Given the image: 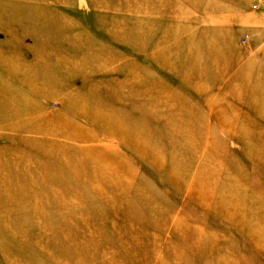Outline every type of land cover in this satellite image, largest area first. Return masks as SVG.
<instances>
[{
	"label": "rangeland",
	"instance_id": "obj_1",
	"mask_svg": "<svg viewBox=\"0 0 264 264\" xmlns=\"http://www.w3.org/2000/svg\"><path fill=\"white\" fill-rule=\"evenodd\" d=\"M0 0V264H264V4Z\"/></svg>",
	"mask_w": 264,
	"mask_h": 264
},
{
	"label": "built area",
	"instance_id": "obj_2",
	"mask_svg": "<svg viewBox=\"0 0 264 264\" xmlns=\"http://www.w3.org/2000/svg\"><path fill=\"white\" fill-rule=\"evenodd\" d=\"M264 4V0H256L253 4V9L256 10Z\"/></svg>",
	"mask_w": 264,
	"mask_h": 264
}]
</instances>
